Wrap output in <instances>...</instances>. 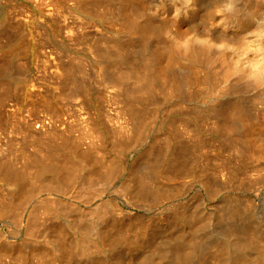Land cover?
I'll return each mask as SVG.
<instances>
[{"label": "rangeland", "instance_id": "obj_1", "mask_svg": "<svg viewBox=\"0 0 264 264\" xmlns=\"http://www.w3.org/2000/svg\"><path fill=\"white\" fill-rule=\"evenodd\" d=\"M196 1L197 11L194 13H191L190 11V16L187 14L186 18L183 16H177V12L174 10L172 2H169V0H0V23L3 22V24L0 25H2L3 27L2 30H4V32L2 31L0 34V36H2L0 37V44H2L3 46L6 45L5 47L7 48L6 49L5 47H2V45H0V47H2V50L0 49V56H2L3 53L7 52L9 49L8 47H10L11 45L12 49L14 48L15 51L21 54L19 56L17 55L13 57L12 60H14V63L12 62V60H7L8 63L4 62V65L9 64L8 67L11 65V68L9 67L6 72L10 70L11 71L8 72L9 74H4L5 79L3 80V82H8V84L10 82L11 84H7V91L0 92V96L2 97L0 103L3 100V97H6L8 93L10 95V89L11 91H13L11 92L13 94L15 92L16 95L19 93V95H17L18 99L16 98V95L13 96V98H10L12 96L8 95L9 98H6L4 109L8 111L7 113L4 109H0L1 120H3L2 116L4 117L5 113V117H7V115L9 114V110H13L12 112H10L11 114L8 115V118H6L7 120L4 119V122L0 121V264H17V260L19 258V261L21 262L18 263L20 264H115V262L117 264V261L119 260L116 261V259L119 258H121L119 262L121 264H126L125 262L129 261L130 259H133L132 261L134 263L136 262L135 264H171V260L173 261V259L175 258L174 254H177L176 256L179 255L181 257V259L180 257H176L177 259H179V261L183 259V264H190L191 262V264H216V262H218L217 264H221V262L219 263V258H224L222 264H264V246L262 247L261 245H264V162L261 161L249 163L248 160H246L244 157L237 156V154L234 152V149L232 150V148H234L236 144V146H240V148L244 147L246 150L249 149V151L253 148L254 150L255 148H264V121L262 120L264 119V81H260V79L258 81V78L252 75V72H249L248 70H245L243 72V69L234 66L236 65L233 61L235 60V56H233L231 52V48L233 46H237V44L241 42V37L245 36L247 40H253L252 38H254L255 35L258 34L259 30L264 28V0ZM176 3H179L176 4V6L181 8L183 7L182 9L180 8V10L178 8L179 11L182 12L183 9L184 11H186L185 5H181L183 4L181 0H176ZM67 8L71 10L70 13L72 14V16L70 15L69 11H67ZM76 10L80 13V15ZM122 10L127 12L134 20L139 22L141 26H147L149 23L146 22H149L148 20H151L152 25H154V33L147 34L146 38H144L145 41L144 39H138L140 36L139 34L137 36H129L126 39V42L123 41L127 36H125V38L124 35L123 37H116L114 30L115 28H118V26L115 25V22L117 19H119L118 17L122 18V12H120ZM75 11L77 12V14H74L76 13ZM59 12L63 17L60 16ZM248 14H251L253 16L245 25L246 30H244L245 28L243 29V32H247V34H240L241 36L235 35L236 31L232 28L233 26L231 25H235V22H237L238 20L243 21L245 16H247ZM73 15H78L80 16V18L84 17L82 19L85 22H83V20L79 19L78 17L74 18ZM4 17L6 22L4 20ZM215 18L220 22L223 21L221 23L223 24V26L220 25V22H217ZM225 20L226 23H224ZM21 23L23 26L18 27L20 30V32H18L19 30L16 27L18 26V24L21 25ZM217 23L218 25H216ZM4 24L6 28L3 26ZM12 24L14 25V27ZM15 24H17V26ZM25 24L27 25V28L25 27V32L27 34L23 30ZM37 24L40 25L39 31V27ZM46 24H48L49 26H47ZM71 24L76 26H73ZM11 25L13 29L12 27L10 28ZM111 25L114 29L110 27ZM224 25H227L225 26V30H221L224 29ZM215 26H218L219 29ZM2 27L0 26V29ZM7 27L8 29H10V31L7 29ZM49 27L54 32L51 31ZM56 27L58 28L56 29ZM69 28H72L74 32L71 29L69 30ZM155 29H157L156 33L158 34H155ZM11 30H13V33L11 32ZM35 31L36 34L38 31V34L43 37L37 36L38 34H33V32L35 33ZM7 32L12 33L13 35H11L13 36V38H11L12 36ZM40 32H43L44 34H41ZM46 32L52 39H54L55 41L57 39L58 40L56 42L54 40V42H45V38H47ZM71 32H73V35H70ZM18 33L22 35H19ZM59 33L60 36H58ZM68 33L72 38L69 37ZM2 34H5L6 37H11L5 39ZM33 36H36V38ZM54 37H56V39ZM3 38L6 40V42ZM9 38L14 39V41L12 40L13 42H10L11 40L9 41ZM37 38H39L38 41L43 38L44 42L42 43L43 40H41V42H38L36 40ZM117 38H120V40H118ZM16 39L17 41L15 42ZM25 39L27 40V43H25ZM61 40L65 44H63ZM117 40L120 41L121 44H118ZM196 40L198 42H196ZM73 41L74 43L75 41H77L76 45L73 44ZM88 41L90 43H88ZM2 42H4V44ZM28 42L30 43V46L27 45ZM37 42L38 44H36ZM68 42H71L70 44L73 45H70V47ZM91 42L95 44L93 45ZM15 43L18 46H16ZM83 43H85L86 45ZM20 44H24V46L20 47ZM55 44H58L60 46H56ZM91 44L92 46H90ZM64 45H66L65 48ZM37 46L39 48L38 50ZM87 46L91 47V49L93 48L92 50L90 49V51H92V54L88 52L89 55H85V52L87 53L86 49L89 51ZM69 47L70 49H73L69 50ZM16 48L18 50H16ZM40 48L42 49V51L40 52H42L43 55L39 53ZM136 48L140 51H138L137 54H135L137 50ZM143 48L145 51L143 50ZM146 48H148L147 50L149 51V53H151L153 49H155L154 53H147L148 51L146 50ZM187 48L189 51L187 50ZM24 49L27 51H24ZM76 49L77 51L75 52ZM83 49H85V52L83 51ZM158 49L163 52V55L160 58V66L162 65L161 70L164 71H162V73H157V71H155L158 69L155 68L157 66L156 64L159 63V61L157 60V63L155 64L156 66L154 65V58L160 52L157 51ZM19 50H23V53H20ZM63 51L65 53L67 51L69 55L70 53H72L71 55L73 56H79L81 54V57H79V62H81L82 58L84 57L85 60L88 58L86 60L87 63L84 59L82 61H84V64L86 63L85 66L89 65V68L84 67L82 62L79 63L77 61L78 56H75L77 62L72 56L74 62H76L75 64H78L79 66L81 65L83 68H81L80 66V69L79 67L75 66L73 64L71 55L70 59L72 60L67 59L69 58V55H67V58H65L64 55H66L67 53L62 55L64 53ZM192 51H194V54L199 56H197L196 58V55L194 56ZM28 53L30 56H27ZM121 53H123V55ZM94 54L98 56L96 59H99V56L102 55L103 62H106L107 60L109 61L110 58L111 63L109 62L110 64L105 66L107 67L105 70L108 72H105V77L107 78L109 75V77L111 76L112 78L114 77V79H116H111V77L107 78V80L109 79V82L110 80H112V82H110V85L116 84V88L118 86L121 87H118L117 92L114 87L115 85L110 86L112 89L109 87L110 91L108 90V87L106 88L108 90V94L105 88H102L104 91L99 90L101 89L99 88L101 87V85L97 84L96 86V84L93 85L94 83H90V69L92 59H95L93 58L95 56ZM188 54L189 56L192 55L190 57H193L194 60L192 58H189ZM38 55L43 60L38 58ZM106 55H108L109 58ZM139 55L144 56L141 57ZM24 56L27 58L24 59ZM126 56L127 58L124 61L132 63L131 66L130 64L125 62L128 66L130 65L131 67H133L135 61L136 63H139L135 64L136 66L139 65V67L137 66V68L139 69H136L134 65L133 68L129 67V72L130 68L131 70H134L135 68L134 71L138 73L141 71V69L144 70V67L147 72L145 70V72L141 71V77L140 75L138 77V73L137 78L135 79L132 77L134 73H131L129 76L126 75L127 73H129L127 72L128 66L122 62ZM185 56H187V59L185 60L188 62H185ZM43 57L46 59L48 57L49 60H53L50 61V63L49 60L45 61ZM104 57L107 60H103ZM90 58L91 60L89 64L88 61ZM134 58L136 60H134ZM230 58H232L233 60ZM19 59L21 61L23 59L26 62L22 61V64H20L21 61L19 62ZM26 59L29 61L27 62ZM39 59L41 61H44L42 63L43 66H40L42 67L40 70V67H38L39 65H37H42ZM3 60L4 59L2 58L1 62ZM114 60L117 62H115ZM140 60L142 63L139 62ZM143 60L144 63L147 62V64H145L148 66L143 63ZM149 60L154 63H150ZM66 61H69V63H67ZM23 62L27 63V65L24 64L26 65L25 68L23 67ZM45 62L47 67L51 64L52 67L53 65L57 67H48L49 69H47L46 67L44 68ZM171 63H173V65ZM33 64H35L36 66H32ZM66 64L67 66L70 65L71 68L68 69L72 70V73H70L68 69L67 72H69V74H72V76L69 75V78L65 77L67 78V80L65 81L64 79V82L62 81V83L64 84L66 82V84H69V86H73L74 82L75 84L80 82V80L78 79H80L81 77H78L77 79L76 75L74 76L75 81L73 80V72L75 71V69L78 73L79 69L83 71L84 68H88V70L85 69L86 71H83V76L85 74L84 77L80 74H76L77 76H82V79H84H81V81H83L82 84L86 83V86L88 84V87H90L89 85L91 84L92 88L90 87V90L93 95H96L98 93V95H96V97H94V99L92 100L93 103L91 101H86V98L84 96H80V93V95L76 96V94H78L79 92L78 90L82 89V84H79V86L82 85L81 87H79L78 84L76 86L74 85L75 87L73 86L75 89H77L75 90V94L73 93V87L71 86L69 89L68 85L66 86V84L63 85L66 87L60 88L61 90H63L62 92L61 90L57 89V86L55 85L56 81L52 74H54V72L56 73L57 71L55 70L57 69L58 71L62 70L59 73H65L66 70L64 69H66L67 67ZM60 65L63 66V68L61 66L62 69L60 68ZM72 65L77 67L78 71L77 68H74L73 70ZM27 66H30L29 69ZM165 66L167 67L165 68ZM20 67H23L21 68V70L27 68L28 71L30 70V73L28 72L27 74V70H22L24 71L22 72L19 69ZM35 67L37 68V70L34 69ZM148 67L149 69H147ZM54 68L56 69L54 70ZM5 69H7V67ZM238 69H240L241 71ZM35 70L37 71V73L35 72ZM161 70L158 69V72H161ZM18 71H21V74ZM248 72L251 74H249ZM167 73H170L171 75ZM150 74H156L157 76H150ZM28 75L30 76V78ZM37 76H40V78H37ZM51 76H53V79L51 78ZM168 76L171 77V79ZM21 77L23 79L27 78V81H22ZM43 77L44 79H42ZM45 78H49V81L45 80ZM37 79L42 80V84L40 83V81H37ZM162 79L163 82L165 81L166 83H163ZM31 80L37 81V84L40 85L35 84L36 82H31ZM71 80L74 82H72ZM151 80L155 81L153 83H156L155 88L157 89L154 90L155 85L151 83ZM46 81L48 83L47 85ZM76 81L79 82L76 83ZM119 81L123 84L120 85ZM136 82H139V85H141L142 88L138 86V83ZM20 83L22 84V88L20 87ZM31 83H33V85ZM43 83L45 84V86L43 85ZM161 84L165 85L166 88H169L165 89ZM14 85L16 86V88L17 86L20 87L17 88L18 92L17 90H13L15 88ZM8 86H11L13 89L9 88ZM31 86L35 88L41 86L40 88H43L44 90H35V88H31ZM146 86H152V89L149 92L143 91V89L147 88ZM55 87L56 91H53V88ZM45 88H49L50 91H48L49 89L46 90ZM23 89L25 90V92L20 91ZM66 89H68V91ZM71 89L73 91H71ZM57 90L59 91L58 93L60 95L64 92L66 93V91L67 95L69 94V91H71V95L69 96L61 95V99H63V97H68L69 99H67L65 102L63 101L66 98L63 100L59 99L60 96H58L59 94L57 93ZM142 91L147 95L150 93L148 96L146 94L141 95L142 97L150 96L151 98L155 95L153 97L154 99L152 98V100H150V98H147L148 102L145 103L147 99L144 97V102L142 99L138 101V97L142 98L140 97V94L143 93ZM153 91L154 93L156 91L155 94L152 93L154 95L151 94V92ZM40 92L41 94H43V96L40 94ZM102 92H106L109 96L112 93L114 94V92L118 93V95L120 93L121 95H116L117 100H114L113 95H111L113 98L112 99L111 96L109 97L107 94H105L106 97L109 98L107 100V98H103L105 97V95H103ZM26 94L30 96H27ZM33 94H38L39 97ZM44 94L47 96H44ZM131 94H133V97L131 96ZM52 95L54 97L58 96V98L56 97V99ZM19 96H21L22 99H20ZM34 96L37 97V99ZM97 96L98 98H100L98 99ZM30 97H33V99L31 98V102L28 100L30 103H27V99H30ZM43 97L46 98V100ZM50 97H52L51 101ZM41 98H43L45 102L50 101L49 104L52 106V108L53 106L54 108H56L57 105L59 107L57 106L55 110H51V107H48V104L45 107L44 105L41 107L40 105H38L39 103H42ZM18 100H22L21 102L23 103H21L20 101L18 102ZM37 100H39L40 102H38ZM60 100L65 104L60 105L61 103L57 102H60ZM84 100L87 103L90 102L91 106L89 104H86ZM110 100L111 103L114 104H111L109 102ZM136 100L140 102V104H142L143 102L144 106L142 105L141 107L139 103H135L134 101ZM54 102H56V104ZM32 103H34V106L37 104V106L34 107ZM52 103L55 105H53ZM109 103L111 104V106L109 105ZM129 104H131L130 106H134L132 107V109L134 108L133 110L128 109L130 107H128ZM134 104L138 105L136 106ZM145 105L147 107H145ZM38 106L42 109H38ZM139 106L141 108L144 107L145 109H148H142L145 112L144 113L140 111L141 109L139 108ZM46 107H48V110L50 109L53 112L48 110L44 111ZM124 109L125 113L123 112ZM135 109H139V112L141 113L137 112L138 110L136 111ZM128 110L129 112L126 114ZM131 111H134V116L129 115ZM80 113V118H85V120L87 121L79 118ZM135 113H139L138 116H136L137 114L135 115ZM117 115L123 120H120ZM11 116H15L13 120H10V118H12ZM107 116H109V119ZM90 117L93 119H91ZM113 117H115L117 120ZM130 117L134 122L140 118V122L138 124L141 125V122H144L143 124L148 126L146 127V130H144L145 128H143L145 127V125L142 124L143 126L141 125L142 127L140 128L137 122H131ZM87 118L90 119V122ZM96 118L98 119V122ZM126 118L127 120L129 119L131 123L128 124L129 120L127 121ZM134 118L136 120H134ZM113 119L116 122L118 120L119 121L116 123L113 121ZM97 123L98 125H94ZM132 123H134L135 126L138 125L139 127L136 128L134 125H131ZM124 125L126 126L125 128ZM127 126H130L129 133L127 132ZM48 127L52 132H47ZM119 127L122 129H119ZM138 128L141 130V132ZM42 129L44 130L42 131ZM58 129L61 131V133ZM122 130L125 132H123ZM135 130H139L140 133L138 131H136V133H133ZM55 131L58 132L56 133ZM143 131H147V134ZM122 132L125 133L126 137L123 136L125 137V140H123L124 138L121 137V139L119 138L118 141L117 136ZM131 132L133 134H131ZM142 132L143 134L141 135ZM122 134H120L118 137L122 136ZM29 139L32 142H30ZM116 141L117 145L115 144ZM168 142L171 143V145H167ZM165 143L168 147L165 146ZM59 144H63V146H60ZM57 146L60 149V152L61 150H64V153L61 152V154L63 155L59 154L58 152L56 153L57 150L59 151V149L56 148ZM59 146L61 148L63 147V149H61ZM166 147L167 149L169 147L171 148L169 152ZM10 149L12 150L10 151ZM50 150H55V152L53 151V154L55 155L50 154L52 153V151L50 152ZM74 152L78 154L77 156H79L80 160L76 156V154H74ZM57 154H59L60 156ZM27 155L32 160L30 159L29 161V158L27 159ZM178 155L181 157L183 156L181 159V163L180 161H176L180 159ZM38 157H41L39 161ZM59 157L61 158L59 159ZM187 157L188 159H185ZM18 158L23 159H20L21 161H19ZM24 158L26 162L24 161ZM33 158L34 160L36 158L37 159L34 161ZM72 158L74 159L73 161H77L75 162L76 164H74L73 167V169L75 168L73 173H75L76 175L73 174L75 176L70 181V177H72V174L67 168H69V162L70 166H73V164H71L73 163V161H70V159ZM15 160H17L16 163ZM62 160L64 162V165H62ZM182 160L184 163L182 162ZM33 161L35 163H33ZM36 161H38L40 163L39 165L42 167H38L39 165ZM57 162L59 165L57 164ZM59 162H62V164H60ZM172 162H174V166ZM14 163L16 166H21L16 167ZM55 163L57 165L54 166ZM160 163H163V167H165L166 165L167 168H163L162 164ZM26 164L32 168L29 169L30 167H27ZM33 164H37L36 166L37 168H39V170L35 166H32ZM175 164L178 165L176 166ZM23 165H25L26 168L25 166L22 167ZM160 165L164 170L160 168ZM168 165L169 169L174 167L172 168V171L168 169ZM245 165L248 166L245 167ZM254 165H256V167ZM53 166L57 168L55 169ZM63 166H66L67 168H64ZM179 166H181L182 168ZM62 167L64 169H62ZM157 167L160 168V171ZM175 167H177L178 170ZM147 168L149 171L147 170ZM183 168L185 169V171L183 170ZM27 169L29 170L28 172H31L30 176L27 172ZM153 169L156 173H153ZM166 169L173 174H169ZM63 170H66V176L64 175L65 173H63ZM145 170L153 174H148V172L146 173ZM180 170H182V172H180L181 175L178 174V171ZM141 171H145V173L142 175ZM161 171L163 173L165 171L164 174L166 176ZM175 171H177L178 173H175ZM68 172L70 173L69 175L67 174ZM158 172H160L161 174H158ZM32 173L34 174L31 176ZM167 174H169L170 176L172 175L171 177H173L174 180H172L171 178L168 181L169 175L167 176ZM176 174L180 176L177 177ZM7 175L10 176L9 179ZM62 175H64L63 178H65V185L62 182ZM157 175L160 177H158ZM6 176L8 180L6 179ZM155 176H157V179ZM138 177H141L143 179H139ZM144 178H147V181H145ZM148 178L152 182L154 180V183L150 182L149 186H147L146 184V182H148ZM14 180L15 183H20L19 186L21 185L20 187L22 188L20 189V191H17V193L13 190ZM65 180H69L70 182ZM139 180L143 182L142 184L145 183L149 189L150 187L152 188V186L154 188V186L156 185V189H150V193L149 189L147 188V192L149 191V195L147 194V192H142V190L140 191V186H138V182H140ZM156 180L157 182H155ZM11 181L13 182L11 183ZM67 182H69V184H67ZM8 183L9 185H7ZM141 192L148 195V197ZM144 196L146 199L142 198ZM156 200L157 202H155ZM249 205L251 206L250 208ZM115 207H119V209L121 208L123 212H120L121 209L119 210ZM243 209H245V212L241 213V211H244ZM250 210H252L253 212ZM117 212L118 214L120 213L121 218L118 216ZM246 212L249 214V216L251 215L249 218H252L253 221L251 219L250 222H246V220L248 219V215ZM114 213L116 214V217L113 216ZM235 213L236 217L239 216L238 218L233 216V214ZM237 213L239 214L237 215ZM240 213H245L246 215H244V217H247V219L244 218ZM121 214H124L123 217ZM101 216H103L104 218H102ZM161 216L163 219L161 218ZM240 216L241 218L243 217V221L241 220ZM233 217H235V221L239 224L236 223V225H234L235 223H233ZM99 218L101 219V223ZM105 218H107L108 221H106L107 219ZM110 219L111 222L114 223V225L112 223V225H110ZM238 219L240 222L238 221ZM103 220H105V222ZM96 221L99 222L100 225ZM119 222L122 224H118ZM241 222L243 224H241ZM253 222L255 226L253 225ZM93 223H96V226ZM250 223H252L254 227L252 225L249 226ZM156 224L160 228L158 226L156 227ZM115 225L119 226L115 227ZM120 225L122 227L120 229V232H122L123 234L119 233L118 229L120 228ZM137 225L139 227L140 225L143 226L142 228L140 227L141 229H139ZM239 225L241 227H239ZM92 226H94L96 229L94 227L92 228ZM135 226H137L139 231L143 229L146 230V233L145 236L139 238V240L141 239V242L138 241V243L142 244L143 242L141 246H139L137 241L136 244H138V246L136 244L134 245L135 241L132 242L133 246L131 245L132 243H129L131 247L128 246L127 252H125L126 254H124V256H127H123L124 259H128H125L126 261L122 258L121 253L118 255L119 258H115V256L113 254L112 256L109 251H102V253L104 252L102 254L101 252H98L96 248L88 251L86 250L90 245L89 240L86 239L88 238L87 232L89 233V231L91 234L93 230L99 231L101 230L100 227H102V230L108 231V234L110 233V236L114 232V234L112 235L114 237L111 236V238L112 240L114 238H116L117 240V238H122V235H124L126 231L137 229H134ZM145 226H147V228H145ZM233 226L234 228L236 227V229L232 228L230 231V228ZM109 227L110 231L108 229ZM154 227H156L155 229H158L155 230L153 229ZM248 227H251L249 228V230H251L252 228L253 230L256 229L255 231L251 230V232H253L252 234H255L256 232V235L253 236L251 232L250 234L249 232L247 233V231H249L247 229ZM114 228L118 229L115 230ZM151 228L153 229V231L151 230ZM243 228H245L247 231H245ZM122 229H124L123 231L125 232L121 231ZM236 230L238 232L240 231L239 233H242L239 234ZM150 231L151 235L149 234ZM232 231L237 232V236L235 235V233L233 234ZM243 232H246V234ZM83 233L85 234V236ZM130 233L128 231V233L126 232L125 234ZM152 234L154 235L152 236ZM238 236L248 239L246 240L248 242L247 244L249 245L244 244L246 245V248L248 250L245 248V246H242V238L238 239ZM124 238L125 237H123L122 239ZM143 238H146L149 242H147L146 239V241L144 242ZM254 239L258 240L256 242L263 243H259L257 245ZM236 240H240V244ZM249 240H253L256 244L254 245V243L250 242ZM128 241L130 240L128 239ZM146 243L149 244L147 245ZM234 243H237L238 246L242 244V247L240 246L239 249L242 248L245 252L242 249V252L237 250ZM251 245H254L253 248ZM134 246H137L138 248H135ZM248 246H251V249ZM139 247H142V250H139ZM131 248H133L132 250L134 251L136 249V251L131 252ZM189 248H193V250L191 249L192 252ZM169 251L173 254H169ZM105 252H107L106 256ZM181 252L184 253L185 256L186 254L190 255V258L192 259L191 261L188 260L190 263L185 261V256ZM217 252H224V256L222 253L218 255L219 253ZM216 254L218 255V257L220 256L218 259L216 258ZM238 254L242 255L243 257L240 258ZM109 255L112 257H110ZM128 255H130L131 257L133 256V258L129 257ZM181 255H183L184 257ZM188 255L187 257L189 258ZM90 256H92L93 258H90ZM98 256L101 258H99ZM168 256L172 257V259H169ZM105 258L107 259L104 261ZM13 259L15 260L14 262H12ZM122 259L124 260V262L122 261ZM177 259H174V261H176H173L172 264H179ZM180 262L182 264V261Z\"/></svg>", "mask_w": 264, "mask_h": 264}, {"label": "bare ground", "instance_id": "obj_2", "mask_svg": "<svg viewBox=\"0 0 264 264\" xmlns=\"http://www.w3.org/2000/svg\"><path fill=\"white\" fill-rule=\"evenodd\" d=\"M169 2H172L173 7H174V10L177 12V13H176L177 16H183V17H186L187 14H188V15L190 14V11H191V13H194V12L197 11V10H196V9H197V4H196L197 1H196V0H181V2L183 3V4H181V5H185V7H186V9H185L186 11H184V9H183L182 12L179 11L181 7L176 6V4H179V3H176V0H169ZM176 7H177V8H176ZM185 7H184V8H185ZM178 8H179V10H178ZM182 8H183V7H182ZM182 8H181V9H182ZM72 9H73V8H72ZM65 10H66V9H65ZM74 10H75V9H74ZM67 11H69V13H70L71 10L67 8ZM76 11H77V10H76ZM76 11H75V12H76ZM175 11H174V12H175ZM183 11H184V12H183ZM188 11H189V12H188ZM77 12H78V11H77ZM77 12H76V13L73 12V13H74V14H77ZM120 12H122V13H121V14H122V18L118 17L119 19L116 20V22H115L116 24H115V25L118 26V28H115L114 31H115V35H116V37H117V36H118V37H119V36H120V37H123V35H124V38H125V36H127V37L125 38V40L123 39L124 41L122 40L123 42H126V39H127L129 36L132 37V35H136V36H137V35L139 34L140 36H139L138 39H144V38H146L147 34H151V33L153 34V33H154V28H153L154 25H152V21H151V20H148L149 22H146V23H149L147 26H141V25L139 24V22H137L136 20H134V19H133V18H132L127 12H125V11H123V10L120 11ZM59 13H60V12H59ZM78 14L80 15L79 12H78ZM83 14H84V13H83ZM70 15L72 16L71 13H70ZM60 16H62L61 13H60ZM82 16H83V15H82ZM189 16H190V15H189ZM252 16H253V15L248 14L247 16H245V18H244L243 21H242V20H240V21L238 20L237 22H235V25H233V24L231 25V26H233L232 28L235 29V31H236V32H235L236 34L234 33L235 35H240V34H243V33H246V34H247V32H243V29L245 28V25L249 22V20L252 18ZM62 17H63V16H62ZM73 17H74V18H77V17H78L79 19L84 18V17H81V18H80V16H78V15H77V16H74V15H73ZM85 18H86V17H85ZM186 18H187V17H186ZM6 19H7V18H6ZM64 19H65V18H64ZM215 19H216V18H215ZM4 20H5V17H4ZM4 20H2V21H4ZM12 20H13V19H12ZM15 20H16V19H15ZM82 20H83V19H82ZM85 20H86V19H85ZM186 20H187V19H186ZM216 20H217V22H220L218 19H216ZM222 20H223V19H222ZM10 21H11V20H10ZM92 21H93V20H92ZM211 21H212V20H211ZM0 22H1V21H0ZM5 22H6V20H5ZM19 22H21V21H19ZM83 22H85V21L83 20ZM86 22H87V21H86ZM184 22H185V21H184ZM215 22H216V21H215ZM222 22H223V21H222ZM222 22H220L219 24L223 26V24H221ZM244 22H245V23H244ZM26 23H27V22H26ZM52 23H53V21H52ZM54 23H55V22H54ZM88 23H91V22H88ZM88 23H87V24H88ZM92 23H93V22H92ZM113 23H114V22H113ZM224 23H226V20L224 21ZM0 24H3V22L0 23ZM9 24H11V23H9ZM23 24H24V23H23ZM84 24H85V23H84ZM84 24H83V26H84ZM110 24H112V23H110ZM213 24H214V23H213ZM12 25H13V24H12ZM12 25L10 26V28L12 27ZM15 25L17 26V24H15ZM19 25H20V24H18V26L16 27L18 30H19L18 27L23 26L22 23H21L20 26H19ZM37 25H38V24H37ZM46 25L49 26L48 24H46ZM53 25H54V24H53ZM71 25H73V24H71ZM71 25H70V26H71ZM113 25H114V24H113ZM216 25H218V23H217ZM228 25H230V24H228ZM0 26L2 27V25H0ZM3 26L6 28L5 24H4ZM26 26H27V25L25 24V25H24V28H23L24 32H25V30H26V29H25ZM39 26H40V25H38V27H39ZM67 26H68V25H67ZM70 26H69V27H70ZM73 26H76V25H73ZM73 26H72V27H73ZM225 26H227V25H224V29H221V30H225ZM231 26H230V27H231ZM13 27H14V25H13ZM13 27H12V29H13ZM51 27H52V26H51ZM110 27H112V25H111ZM215 27L218 28V26H215ZM220 27H221V26H220ZM26 28H27V27H26ZM28 28H29V27H28ZM32 28H33V27H32ZM32 28H31V29H32ZM54 28H55V26H54ZM57 28H58V27H56V29H57ZM76 28H77V27H76ZM79 28H80V27H79ZM112 28H113V27H112ZM112 28H111V29H112ZM222 28H223V27H222ZM2 29H3V27L0 29V30H1V31H0V34H1L2 31L4 32V30H2ZM7 29H8V27H7ZM20 29H21V28H20ZM31 29H30V30H31ZM49 29L51 30L50 27H49ZM52 29H53V28H52ZM70 29L72 30V28H69V30H70ZM73 29H74V28H73ZM111 29H110V30H111ZM113 29H114V28H113ZM214 29H216V28H214ZM218 29H219V28H218ZM229 29H230V28H229ZM8 30L10 31V29H8ZM8 30H5V31H8ZM21 30H22V29H21ZM33 30H34V29H33ZM35 30H36V29H35ZM39 30H40V27H39L38 31H39ZM50 30H49V31H50ZM58 30H59V29H58ZM67 30H68V29H67ZM75 30H76V29H75ZM156 30H157V29H155V34H158V33H156ZM244 30H246V28H245ZM14 31H15V30H14ZM38 31H37V34H38ZM42 31H43V30H42ZM47 31H48V30H47ZM51 31H53V30H51ZM59 31H60V30H59ZM59 31H57V32H59ZM72 31H73V30H72ZM179 31H180V30H179ZM228 31H229V30H228ZM11 32L13 33V30H11ZM18 32H20V30H19ZM24 32H23V33H24ZM30 32H32V31H30ZM43 32H44V31H43ZM43 32H42V33L40 32V33H41V34H44L45 32H44V33H43ZM53 32H54V31H53ZM73 32H74V31H73ZM73 32H71L72 34L70 33V35H73ZM110 32H111V31H110ZM110 32H109V33H110ZM233 32H234V31H233ZM5 33H6V32H5ZM7 33L10 34V35L12 34V33H9V32H7ZM25 33H26V32H25ZM18 34H19V33H18ZM26 34H27V33H26ZM28 34H29V33H28ZM33 34H36V31H35V33L33 32ZM37 34H36V35H37ZM46 34H47V32H46ZM51 34H52V33H51ZM183 34H184V33H183ZM183 34H182V35H183ZM232 34H233V33H232ZM252 34H253V33H252ZM252 34H251V35H252ZM2 35H3V34H2ZM12 35H13V34H12ZM12 35H11V36H12ZM14 35H15V33H14ZM19 35H22V34H19ZM24 35H25V34H24ZM53 35H54V34H53ZM68 35H69V33H68ZM70 35H69V37H71ZM75 35H76V34H75ZM184 35H185V34H184ZM244 35H245V34H244ZM3 36H4L5 39L8 38V37H11V36H7V37H6L5 34H4ZM37 36H39V37H43V36H41L40 34H38ZM58 36H60V33H59ZM58 36H57V37H58ZM240 36H241V35H240ZM247 36H248V35H247ZM0 37H2V36H0ZM24 37H25V36H24ZM24 37H23V39H24ZM28 37H29V36H28ZM33 37L36 38V36H33ZM44 37H46V36H44ZM52 37H53V36H52ZM116 37H114V38H116ZM133 37H134V36H133ZM236 37H238V36H236ZM248 37H249V36H248ZM251 37H252V36H251ZM4 38H3V39H4ZM11 38H13V36H12ZM31 38H32V37H31ZM47 38H48V40H47ZM47 38H45V39H46L45 42H46V41H53V40H54V39H52V38L50 37L49 34H47ZM54 38L56 39V37H54ZM71 38H72V37H71ZM83 38H84V37H83ZM134 38H135V37H134ZM193 38H194V37H193ZM241 38H242L241 42L238 43V44L236 43L237 46H233V47L231 48V52H232L233 56H235V60H233L232 58H230V59H232V60L235 62L236 65H234V66H237V68L239 67V68L243 69V70H242L243 72H244L245 70H248L249 72H252V75H253V76H256V77L258 78V79H257L258 81H259V79H260V81H264V28L259 30L258 34L255 35L254 38H252L253 40H247V38H246L245 36H244V37H241ZM5 39H4V40H5ZM14 39H15V36H14ZM14 39H10V38H9V41L11 40L10 42H13ZM23 39H22V40H23ZM26 39H27V38H26ZM26 39H25V40H26ZM89 39H90V38H89ZM117 39H118V38H117ZM12 40H13V41H12ZM32 40H33V39H32ZM36 40L38 41L39 38H37ZM36 40H35V41H36ZM41 40H43V38H42ZM41 40L38 41V42H41ZM57 40H58V39H57ZM57 40H56V41H57ZM70 40H71V39H70ZM90 40H91V39H90ZM118 40H120V38H119ZM118 40H117V41H118ZM129 40H130V38H129ZM133 40H134V39H133ZM16 41H17V39L15 40V42H16ZM54 41H55V40H54ZM54 41H53V42H54ZM56 41H55V42H56ZM63 41H64V40H63ZM80 41H82V40H80ZM144 41H145V39H144ZM5 42H6V40H5ZM20 42H21V41H20ZM23 42H24V41H23ZM23 42H22V43H23ZM31 42H32V41H31ZM33 42H34V41H33ZM38 42H37L36 44H38ZM43 42H44V40L42 41V43H43ZM61 42H62V40H61ZM61 42H60V43H61ZM76 42H77V41H75V43H74V41H73V44L76 45ZM78 42H79V41H78ZM93 42H94V41H93ZM95 42H96V41H95ZM119 42H120V41H118L117 43H118V44H121V42H120V43H119ZM123 42H122V43H123ZM196 42H198V41L196 40ZM2 43L4 44V42H2ZM18 43H19V42H18ZM22 43H21V44H22ZM25 43H27V40H26ZM25 43H24V44H25ZM62 43H63V42H62ZM68 43H69V42H68ZM70 43H71V42H70ZM70 43H69V46H70V45H73V44H70ZM88 43H90V42L88 41ZM91 43H92V42H91ZM209 43H210V42H209ZM5 44H6V43H5ZM21 44L19 45L20 47H21V46H24V44H23V45H21ZM33 44H34V43H33ZM63 44H65V43H63ZM83 44H85V43H83ZM92 44L94 45L95 43H92ZM92 44H91L90 46H92ZM0 45H2V44H0ZM10 45H11V44H10ZM15 45H16V43H15ZM27 45L30 46V43L28 42ZM45 45H46V44H45ZM55 45H56V44H55ZM57 45H58V44H57ZM57 45H56V46H57ZM85 45H86V44H85ZM209 45H210V44H209ZM5 46H6V45H5ZM5 46L2 45V47H5ZM11 46H12V45H11ZM11 46H10V47H11ZM16 46H18V45H16ZM16 46H15V47H16ZM35 46H36V45H35ZM41 46H42V45H41ZM41 46H40V47H41ZM58 46H60V45H58ZM65 46H66V45H64V48H65ZM210 46H211V45H210ZM210 46H209V47H210ZM2 47H0V49H1ZM10 47H8L9 49H8L7 52L3 53L2 56H0V64H1V66H0V92H5V91L8 90V88H7V84H8V82H7V83H4V82H3V80L5 79L4 74H6V73H8V72L11 71V70L9 69L10 71L6 72V71L8 70L9 67L11 68V65L8 67L9 64H8V65L6 64V63H8L7 60L11 61V60L13 59L14 56H17V55L19 56V55H21V54H19V52L15 51L14 48L12 49V47H11V48H10ZM13 47H14V46H13ZM31 47H32V46H31ZM31 47H30V48H31ZM70 47H71V46H70ZM70 47H69V50L73 49V48L70 49ZM73 47H76V46H73ZM87 47H88V46H87ZM5 48H6V47H5ZM17 48H18V47H17ZM17 48H16V50H18ZM24 48H25V47H24ZM62 48H63V46H62ZM84 48H85V47H84ZM195 48H196V47H195ZM6 49H7V48H6ZM27 49H28V48H27ZM31 49H32V48H31ZM31 49H30V50H31ZM34 49H35V48H34ZM38 49H39V48H38V46H37V50H38ZM74 49H75V48H74ZM85 49H86V48H85ZM85 49H83V51H84ZM88 49H89V51L86 49L87 53L84 51V52H85V55H86V54L89 55L88 52H90V53L92 54V51H90L91 47H88ZM92 49H93V48H92ZM92 49H91V50H92ZM95 49H96V47H95ZM136 49H137V48H136ZM147 49H148V48H146V50H147ZM1 50H2V49H1ZM1 50H0V51H1ZM58 50H59V49H58ZM65 50H66V49H65ZM140 50H141V48H140ZM143 50H144V48H143ZM154 50H155V49H153V51H152L153 53H154ZM187 50H188V48H187ZM19 51H20V50H19ZM22 51H23V50H22ZM22 51H20V53H21ZM24 51H27V50L24 49ZM33 51H34V50H33ZM40 51H42L41 48H40V50H39V53L42 54V52H40ZM76 51H77V49L75 50V52H76ZM106 51H107V50H106ZM131 51H132V50H131ZM138 51H139V49L136 50V53H135V54H137ZM144 51H145V50H144ZM147 51H148V50H147ZM157 51H160V50L158 49ZM188 51H189V50H188ZM190 51H191V50H190ZM28 52H29V51H28ZM63 52H64V51H63ZM72 52H73V51H72ZM84 52H83V53H84ZM109 52H111V51H109ZM122 52H123V51H122ZM132 52H133V51H132ZM134 52H135V51H134ZM139 52H140V51H139ZM141 52H142V51H141ZM152 52L149 53V51H148L147 53L152 54ZM160 52H161V51H160ZM160 52H159V53H160ZM192 52H193V54H194V51H192ZM22 53H23V52H22ZM25 53H26V52H25ZM29 53H30V52H29ZM29 53L27 54V56L29 55ZM43 53H44V51H43ZM66 53H67V51H66ZM66 53L64 52L62 55L66 54ZM69 53H70V52H69ZM147 53H146V54H147ZM159 53H158V55L154 58V62H155V63H154V62H151L150 60H149V62H150V63H154V65H155V64L157 63V60H158L159 63L156 64L157 66L155 65V66H156L155 68H156V69L158 68L159 70H161V69H162V65L160 66V61H161L160 58H161V56L163 55V52H161L162 54H161V53L159 54ZM188 53H189V52H188ZM190 53H191V52H190ZM195 53H196V52H195ZM33 54H34V52H33ZM35 54H36V53H35ZM71 54H72V53H70V55H71ZM79 54H80V53H79ZM121 54L123 55V53H121ZM128 54H129V52H128ZM140 54H142V53H140ZM143 54H144V52H143ZM146 54H145V55H146ZM42 55H43V54H42ZM46 55H47V54H46ZM67 55H69V54L67 53L66 55H64L65 58H67V57H66ZM70 55H69V58H67V59H70ZM80 55H81V54H80ZM80 55H79V56H78V55H75V56H78V60L75 59V56H73V55H71V58H72V56H73L74 59H75V61L77 60V61L79 62V61H80V60H79V59H80L79 57H81ZM94 55H95V54H94ZM94 55H91V56H94ZM195 55H196V54H194V56H195ZM22 56H23V55H22ZM25 56H26V54H25ZM25 56H24V59L27 58V57H25ZM29 56H30V55H29ZM44 56H45V55H44ZM106 56L108 57V55H106ZM106 56H105V57H106ZM139 56H141V55H139ZM143 56H144V55H142L141 57H143ZM188 56H189V54H188ZM190 56H192V55H190ZM190 56H189V58H192V59L194 60V58H193V57H190ZM197 56H199V55H196V58H197ZM1 57L4 59L2 62H1V60H2ZM34 57H35V56H34ZM36 57H37V56H36ZM88 57H89V56H88ZM97 57H98V56L95 55V56L93 57V58H95V59H92L91 69H90V70H91L90 83L92 82V84L94 83L93 85L96 84V86H97V84H98V85H101V87H99V88H101V89H99L100 91L103 90L102 88H105V89H106L107 87H108V90H109V87H110V86H114V85H115L114 87H115V90H116V92H117V91H118L117 89H118V87H120V86H118V87L116 88V84H114V85H110V84H111L110 82H112V80H110V82L108 81L109 79L107 80V78L109 77V75H108L107 78L105 77V74L108 73V72L105 70V69L107 68V67H105V66H107V65H109V64L111 63L110 58L108 57V58H109V61H108V60L105 59V57H104L103 60H107V61H108V62H107V61H106V62L104 61L105 63H107V64H105V63L102 61V55L99 56V59H96ZM119 57H120V56H119ZM119 57H118V58H119ZM151 57H152V56H151ZM185 57H186V58H184V60L187 59V56H185ZM231 57H232V55H231ZM31 58H32V57H31ZM38 58H40L39 55H38ZM43 58H44V57H43ZM49 58H50V57H49ZM61 58H64V57H61ZM120 58H121V57H120ZM120 58H119V59H120ZM126 58H127V56L123 59V61H122L123 63L126 62V61H124V60H126ZM196 58H195V59H196ZM228 58H229V57H228ZM40 59L43 60L42 58H40ZM40 59H39V60H40ZM72 59H73V58H72ZM72 59H70V60H72ZM74 59L72 60V61H73V64H74L75 66H77V67L80 68L81 65L79 66L78 64H75L77 61L74 62ZM83 59L85 60V57L82 58V60H83ZM87 59H88V58H87ZM87 59H86V60H87ZM113 59H114V58H113ZM113 59H112V60H113ZM132 59H133V58H132ZM177 59H179V58H177ZM177 59H175V60H177ZM26 60H27V59H26ZM41 60H40V62H41V64H42L44 61H41ZM44 60L46 61V60H49V59H48V57H47V59L44 58ZM52 60H53V59L49 60V62L52 61ZM63 60H64V59H63ZM82 60H81V62H82V64L84 65V67H88L89 65L85 66V64L87 63V61L85 60L86 63L84 64V61H82ZM90 60H91V58H90L89 61H88L89 64H90ZM127 60H128V59H127ZM134 60H136V59L134 58ZM134 60H133V61H134ZM141 60H142V59H141ZM141 60H140L139 62H141ZM180 60H181V59H180ZM197 60H198V59H197ZM13 61H14V60H12V62H13ZM18 61L20 62L21 60L19 59ZM22 61H24V60L22 59ZM22 61H21L20 64H22ZM28 61H29V60H27V62H28ZM37 61H38V59H37ZM72 61H71V62H72ZM114 61H115V60H114ZM128 61H129V60H128ZM130 61H131V60H130ZM133 61H132V62H133ZM195 61H196V60H195ZM199 61H201V60H199ZM4 62H6V63H5L6 65H4ZM12 62H11V63H12ZM24 62H26V61H24ZM24 62H23V65H24V64L27 65V63H24ZM55 62H56V60H55ZM59 62H60V61H59ZM66 62H67V61H66ZM81 62H79V63H81ZM109 62H110V63H109ZM115 62H117V61H115ZM185 62H188V61L185 60ZM189 62H191V61H189ZM197 62H198V61H197ZM197 62H196V63H197ZM13 63H14V62H13ZM13 63H12V64H13ZM33 63H34V61H33ZM50 63H51V62H50ZM50 63H49V64H50ZM57 63H58V62H57ZM67 63H69V61H68ZM112 63H113V62H112ZM126 63H128V64H130V65L132 66V63H131V62H130V63H129V62H126ZM126 63H125V64H126ZM137 63H138V62H137ZM137 63H136V61H135V62H134V65L137 64ZM141 63H142V62H141ZM143 63H144V60H143ZM145 63L147 64V62H145ZM145 63H144V64H145ZM150 63H149V64H150ZM161 63H162V62H161ZM199 63H200V62H199ZM199 63H198V64H199ZM20 64H18V65H20ZM47 64H48V61H47ZM53 64H54V63H53ZM138 64H139V63H138ZM144 64H143V65H144ZM146 64H145V65H146ZM171 64L173 65V63H171ZM200 64H201V63H200ZM2 65H3V66H6L7 69H5L6 67H3ZM26 65H24L23 67L25 68ZM28 65H29V63H28ZM34 65H35V64H33L32 66H34ZM37 65H39L38 67L43 66V64H42V65L37 64ZM44 65H45L44 68L46 67L47 69H49L48 67H52V66H51L52 64L49 65V66L47 67L46 62H45ZM55 65H57V64H55ZM70 65H71V63H70ZM70 65H68L69 67L67 66V64H66L67 67L64 65V66L66 67V69H64V70H66L65 73H63L64 75L62 74V72L59 73V72L62 71V70L58 71V69L55 70L56 68H54V70L57 71V72H56V73L54 72L55 75H54V74H52V75L54 76V79H55V81H56L55 85L57 86V89H58V90H61L60 88H64V87H66L67 85H68V88H69V89H70V87L72 86V85L69 86V84H66V82L64 83V84H66V86H63L64 84L62 83V81L64 82V79H65V81H66L67 78L70 77L69 75L72 76V74H69V72L72 73V72H71L72 70H69V69L71 68ZM74 65H72V67H73L72 69H73V70H74V68H77V67H75ZM126 65H127V64H126ZM130 65H129V66L127 65V66H128V67H127V68H128V69H127V72H129V67H131ZM134 65H133V67H134ZM141 65H142V64H141ZM145 65H144V66H145ZM151 65H152V64H151ZM164 65H165V64H164ZM13 66H14V65H13ZM32 66H31V68H32ZM35 66H36V65H35ZM61 66H62V65H60V68H61ZM137 66L139 67V65H137ZM137 66L135 65L136 69H139V68H137ZM146 66H148V65H146ZM23 67H20L19 69L21 70V68H23ZM27 67H28V69H29L30 66H27ZM53 67H57V66H54V65H53ZM53 67H52V68H53ZM58 67H59V66H58ZM133 67H131V68H133ZM141 67H142V66H141ZM166 67H167V66H165V68H166ZM3 68H4V69H3ZM15 68H16V66H15ZM41 68H42V67H40L39 70H40ZM44 68H43V69H44ZM62 68H63V66H62ZM62 68H61V69H62ZM68 68H69V69H68ZM81 68H83V67L81 66ZM81 68H80V69H81ZM88 68H89V67H88ZM88 68H84L83 71H86L85 69L88 70ZM131 68H130V72L127 73L126 75L129 76L131 73H134L133 76H132L134 79L137 78V74H138V73H139V74H138V77H139V75H140V77H141V74H140L141 71L143 72V71L145 70V67H144V70L141 69V71L137 73L136 71H134L135 68H134V70H131ZM142 68H143V67H142ZM150 68H151V67H150ZM153 68H154V67H153ZM28 69L26 68V69H22V70H27L26 72H27V74H28V72L30 73V70L28 71ZM34 69L37 70L36 67H35ZM67 69L69 70V72H67V71H68ZM80 69H79V71H78V68H77L78 73L76 72V69H75V71L73 72V80H74V81H75V79H74V78H75V77H74L75 75H76V78H77V79H78V77H81L80 79H78V80H80L81 83H80L79 81H76V83L79 82V83H77L78 86H79V84H82V82H83V81H81V79H82V76H83V73H84V72L81 71ZM147 69H149V67H148ZM158 69H157V70L154 69V70L157 71V73H162L163 70H161V72H158ZM22 70H21V71H22ZM36 70H35V72L37 73ZM39 70H38V71H39ZM45 70H46V69H45ZM64 70H63V72H64ZM107 70H108V69H107ZM150 70H152V69H150ZM154 70H153V71H154ZM165 70H166V69H165ZM167 70H168V68H167ZM167 70H166V71H167ZM238 70H240V69H238ZM12 71H14V70H12ZM21 71H20V72H21ZM42 71H43V70H42ZM145 71H146V70H145ZM145 71H144V72H145ZM153 71H152V73H153ZM240 71H241V70H240ZM18 72H19V71H18ZM20 72H19V73H20ZM22 72H24V71H22ZM35 72H34V73H35ZM43 72H44V71H43ZM49 72H50V71H49ZM66 72H67V76H66ZM105 72H106V73H105ZM135 72H136V73H135ZM146 72H147V71H146ZM163 72H164V71H163ZM167 72H168V71H167ZM249 72H248V73H249ZM13 73H14V72H13ZM74 73H75V74H74ZM76 73H77V74H80V75H82V76H79V75L77 76ZM85 73H87V72H85ZM154 73H156V72H154ZM248 73H247V74H248ZM8 74H9V73H8ZM20 74H21V73H20ZM27 74H26V75H27ZM49 74H50V73H49ZM124 74H125V73H124ZM135 74H136V76H135ZM167 74H170V73H167ZM249 74H251V73H249ZM12 75H13V74H12ZM14 75H15V74H14ZM24 75H25V73H24ZM39 75H40V74H39ZM50 75H51V74H50ZM146 75H147V74H146ZM152 75H154V74H150V76H152ZM155 75H156V74H155ZM155 75H154V76H155ZM160 75H161V74H160ZM170 75H171V74H170ZM9 76H11V75H9ZM9 76H7V77H9ZM18 76H20V75H18ZM21 76H23V75H21ZM28 76H29V75H28ZM46 76H47V75H46ZM53 76H51L52 79H53ZM84 76H85V74H84ZM84 76H83V77H84ZM106 76H107V75H106ZM134 76H135V77H134ZM154 76H153V77H154ZM156 76H157V75H156ZM158 76H159V75H158ZM16 77H17V76H16ZM32 77H33V76H32ZM44 77H45V74H44ZM44 77H43L42 79H44ZM47 77H48V76H47ZM65 77H67V78H65ZM110 77H111V76H110ZM110 77H109V78H110ZM165 77H166V76H165ZM168 77H169V76H168ZM21 78H22V77H21ZM29 78H30V76H29ZM34 78H35V77H34ZM37 78H40V76H37ZM71 78H72V77H71ZM71 78H70V79H71ZM155 78H156V77H155ZM169 78L171 79V77H169ZM6 79H9V78H6ZM13 79H14V78H13ZM26 79H27V78H26ZM26 79H23V78H22V81H23V80H26ZM35 79H36V78H35ZM48 79H49V78H48ZM48 79L45 78V80L49 81ZM77 79H76V80H77ZM111 79H114V77H113V78L111 77ZM130 79H131V78H130ZM130 79H129V80H130ZM153 79H154V78H153ZM153 79H152V80H153ZM160 79H161V78H160ZM45 80H44V81H45ZM50 80H51V79H50ZM82 80H84V79H82ZM114 80H116V79H114ZM132 80H133V79H132ZM152 80H151V83H152L153 85H155L156 83H155V84L153 83V82H155V81H152ZM9 81H10V80H9ZM12 81H13V80H12ZM12 81H11V82H12ZM18 81H20V80H18ZM26 81H27V80H26ZM37 81H40V83L42 84V82H41L42 80H40V79L38 80V79H37ZM37 81H32V80H31V82H33V83L36 82L35 84L38 83ZM47 81H46V85L48 84ZM71 81H72V80H71ZM71 81H70V82H71ZM74 81H72V82H74ZM117 81H118V80H117ZM121 81H122V80H121ZM130 81H131V80H130ZM5 82H6V80H5ZM84 82H86V81H84ZM119 82H120V81H119ZM122 82H123V81H122ZM162 82H163V79H162ZM164 82H165V81H164ZM164 82H163V83H164ZM170 82H171V81H170ZM28 83H29V82H28ZM28 83H26V84H28ZM33 83H31V84L33 85ZM67 83H68V82H67ZM136 83H138L137 85L141 87V85H139V82H136ZM165 83H166V82H165ZM4 84H5V85H4ZM9 84H11V83L9 82ZM9 84H8V85H9ZM20 84H21V83H20ZM23 84H24V83H23ZM70 84H71V83H70ZM73 84H74L75 86L77 85V84H75V82H74ZM112 84H113V83H112ZM119 84L121 85V84H123V83L120 82ZM17 85H18V84H17ZM37 85H40V84H37ZM43 85L45 86L44 83H43ZM51 85H52V84H51ZM74 85H73V86H74ZM82 85H83V87H81ZM82 85L79 86V87H81L82 89L79 88L80 90H78L79 92H78V94H76V96H78V95L81 94L80 96H82V97L84 96V97L86 98V99H85L86 101H91V102L93 103L92 100L94 99V97H96V95H98V93H97L96 95L94 94L95 96L92 94V92H91V90H90L91 84L89 85L90 87H88V84H87V86H86V83H85V84H82ZM158 85H159V84H158ZM158 85H157V86H158ZM161 85H162V84H161ZM14 86H15V85H14ZM21 86H22V84L20 85V87H21ZM73 86H72V87H73ZM75 86H74V87H75ZM96 86H95V88H96ZM135 86H136V85H135ZM162 86H163V88H165V89H168V88H169V87L166 88L165 85H162ZM167 86H168V84H167ZM5 87H6L7 89H6ZM8 87H9V86H8ZM12 87H13V85H12ZM12 87L10 86L9 88H12ZM20 87L17 86V88H20ZM28 87H29V86H28ZM28 87H27V88H28ZM32 87H33V86H31V88H32ZM36 87H37V86H36ZM40 87H41V86H39L38 88H35V87H33V88H35V90L38 89V90L40 91V90L43 89V88H40ZM42 87H43V86H42ZM46 87H47V86H46ZM48 87H49V86H48ZM74 87H73L72 89L74 90L73 93L75 94V90H77V89H75ZM140 87H139V88H140ZM146 87H147V88L143 89V91H145V92H149V91L152 89V86H146ZM155 87H156V85L154 86V90L157 89V88H155ZM17 88H16V86H15V88H14V89L12 88V89H13L14 91L17 90V92H18V89H17ZM21 88H22V87H21ZM76 88H77V87H76ZM91 88H92V87H91ZM110 88H111V87H110ZM120 88H121V87H120ZM141 88H142V87H141ZM160 88H162V87H160ZM45 89H46V88H45ZM48 89H49V88H48ZM48 89H46V90H48ZM53 89H54L53 91H56V90H55L56 87L53 88ZM72 89H71V91H73ZM111 89H112V88H111ZM113 89H114V88H113ZM29 90H30V89H29ZM29 90H28V91H29ZM31 90H32V89H31ZM35 90H34V91H35ZM43 90H44V89H43ZM58 90H57V93L59 92ZM66 90L68 91V89H66ZM97 90H98V89H97ZM106 90H107V89H106ZM108 90H107V93H108ZM20 91H21V92H22V91L25 92L24 89H23V90H20ZM20 91H19V92H20ZM48 91H50V89H49ZM48 91H47V92H48ZM62 91H63V90H61V92H62ZM64 91H65V90H64ZM67 91H66V93H67ZM71 91H69V94H67L68 96L71 95V94H70ZM92 91H93V90H92ZM103 91H104V90H103ZM109 91H110V90H109ZM133 91H134V90H133ZM143 91H142V92H143ZM165 91H166V90H165ZM9 92H10V95H9V93H8V94L6 93V94H7V96H8V95H9V96H12V97H10V98H13V96L16 95V92H15L14 94L11 93V92H13V91H11V89L9 90ZM31 92H32V91H31ZM61 92H60V93H61ZM95 92H96V91H95ZM112 92H113V91H112ZM112 92H110V93H112ZM116 92H114V94H115ZM134 92H135V91H134ZM142 92H140V93H142ZM145 92H143L144 94H143V93H142V94L139 93V94H140V97H142L141 95H145V94H146ZM28 93H29V92H28ZM36 93H38V92H36ZM55 93H56V92H55ZM64 93H65V92H64ZM64 93H62L61 95H62V96H63V95H64V96H67L66 93H65V94H64ZM76 93H77V92H76ZM79 93H80V94H79ZM107 93H106V92H105V93L102 92L103 95H105V94H107ZM152 93H154V91L151 92V94H152ZM155 93H156V91H155ZM155 93H154V94H155ZM3 94H5V93H3ZM3 94H2V95H3ZM12 94H13V95H12ZM21 94H22V93H21ZM40 94H41V92H40ZM46 94H47V93H46ZM50 94H51V92H50ZM50 94H49V95H50ZM53 94H54V92H53ZM58 94H59V93H58ZM58 94H57V95H58ZM108 94H109V93H108ZM108 94H107V95H108ZM114 94L112 93L111 95H113L114 100H117L116 95H118V93H116L115 96H114ZM134 94H135V93H134ZM137 94H138V93H137ZM137 94H136V95H137ZM149 94H150V93H149ZM149 94H148V95H149ZM154 94H152V95H154ZM17 95H19V93H18ZM17 95H16V98L18 97ZM22 95H23V94H22ZM24 95H25V94H24ZM26 95H27V96H30V95H28V94H26ZM33 95H35V96L37 95V97H39L38 94H33ZM41 95L43 96V94H41ZM55 95H56V94H55ZM61 95H60V94L58 95V96H60L59 99H61ZM100 95H101V94H100ZM103 95H102V96H103ZM111 95H110V96H111ZM120 95H121V94L119 93L118 96H120ZM132 95H133V94H131V96H132ZM146 95H147V94H146ZM148 95H147V96H148ZM3 96H4V95H3ZM7 96H6V97H3V100H2L3 102L1 101V103H0V109H4L5 104H6V98H9V96H8V97H7ZM35 96H34V97H35ZM42 96H41V97H42ZM44 96H47V95L44 94ZM50 96H51V95H50ZM52 96H53V95H52ZM58 96H55V97L53 96V97H54V98H56V97L58 98ZM76 96H75V98H76ZM108 96H109V95H108ZM110 96H109V97H110ZM138 96H139V95H138ZM147 96H146V97L144 96V97H145L146 99H147V98L149 99L150 96H149V97H147ZM154 96H155V95H154ZM154 96H152V97L150 98V100H152V98H153ZM19 97H20V99H22L21 96H19ZM23 97H24V96H23ZM37 97H35V98L37 99ZM71 97H72V96H71ZM132 97H133V96H132ZM144 97H142V98H139V97H138V101H139L140 99L143 100ZM4 98H5V99H4ZM31 98L33 99V97H30V99H27V101H28V100L30 101ZM43 98H44V97H43ZM43 98H41L42 103H39L38 105H40L41 107L44 105V107H45V106H47V104H48V107L50 106V107H51V110H55V109L57 108L58 105L56 106V108H54V106H53V108H54V109H53L52 106L49 104L50 101H51V98H52V97H50V101H46L47 103L43 100ZM47 98H48V97H47ZM54 98H53V100H54ZM57 98H56V99H57ZM65 98H66V97H63V99H65ZM73 98H74V96H73ZM97 98H98V96H97ZM99 98H100V97H99ZM99 98H98V99H99ZM103 98L106 99V98H107L106 95H105V97H103ZM111 98H112V96H111ZM111 98H110V99H111ZM1 99H2V97L0 96V100H1ZM17 99H18V98H17ZM25 99H26V97H25ZM38 99H39V98H38ZM44 99L46 100V98H44ZM48 99H49V98H48ZM63 99H61V100H63ZM67 99H69V98L67 97L63 102H65ZM71 99H72V98H71ZM98 99H97V100H98ZM105 99H104V100H105ZM108 99H109V98H107V100H108ZM112 99H113V98H112ZM146 99H145V100H146ZM148 99H147V101H145V103L148 102ZM153 99H154V98H153ZM4 100H5V101H4ZM7 100H8V99H7ZM61 100H60V102H59V101H57V102H58V103H61L60 105H64L65 103L61 102ZM85 100H84V101H85ZM95 100H96V99H95ZM150 100H149V101H150ZM19 101L21 102L22 100H18V102H19ZM27 101H26V102H27ZM29 101H28L27 103H30V102H31V101H30V102H29ZM37 101L40 102L39 100H37ZM86 101H85V102H86ZM138 101L136 100V101H134V102L140 104V102H138ZM7 102H8V101H7ZM43 102H44V103H43ZM107 102H108V101H107ZM109 102L111 103V100H110ZM114 102H115V101H114ZM143 102H144V100H143ZM143 102H142V104H140L141 107H142V105H143ZM4 103H5V104H4ZM21 103H23V102H21ZM45 103H46V105H45ZM54 103L56 104V102H54ZM110 103H109L110 106H111V104H114V103H111V104H110ZM145 103H144V104H145ZM151 103H152V102H151ZM19 104H20V103H19ZM35 104H36V103H35ZM41 104H42V105H41ZM52 104H53V103H52ZM55 104H53V105H55ZM86 104H89V105H90V102H89V103L86 102ZM100 104H101V102H100ZM149 104H150V102H149ZM32 105L34 106V103H32ZM32 105H31V107H32ZM98 105H99V104H98ZM107 105H108V103H107ZM130 105H131V104H129L128 107H129ZM132 105H133V103H132ZM134 105L137 106L138 104H134ZM35 106H37V104H36ZM35 106H34V107H35ZM90 106H91V105H90ZM96 106H97V105H96ZM143 106H144V105H143ZM148 106H149V105H148ZM41 107H40V108H41ZM48 107H46V109H45L44 111L48 110V109H47ZM58 107H59V106H58ZM105 107H106V106H105ZM108 107H109V106H108ZM130 107H131V109H130ZM130 107L128 108L129 110H133V109H134V108L132 109V107H134V106H130ZM141 107L139 106V108L141 109L140 111H141V112H144L142 109H145V108H144V107L141 108ZM145 107H147V106L145 105ZM36 108H37V107H36ZM36 108H35V109H36ZM40 108H39V106H38V109H40ZM95 108H97V107H95ZM135 108H138V107H135ZM6 109H7V107H6ZM8 109H9V108H8ZM41 109H42V108H41ZM126 109H127V108H126ZM147 109H148V108H146L145 110H147ZM4 110H5V109H4ZM4 110H3V114H4ZM10 110H11V109H10ZM10 110H9V114H8V115H10V114H11L10 112L13 111V110H12V111H10ZM51 110L49 109L48 111H51ZM129 110L126 112V114L129 112ZM135 110H136V111L138 110L137 112H139V109H135ZM135 110H134V111H135ZM5 111H6V113L8 112L7 110H5ZM134 111H133V112L131 111V112H130L131 114L129 113V115H130V116L133 115ZM136 111H135V112H136ZM51 112H53V111H51ZM61 112H62V111H61ZM121 112H122V111H121ZM123 112L125 113V109L123 110ZM123 112H122V113H123ZM141 112H139V113H141ZM6 113H5V114H6ZM62 113H63V112H62ZM117 113H118V112H117ZM117 113H116V114H117ZM119 113H120V112H119ZM139 113H138V114H139ZM144 113H145V112H144ZM238 113H239V112H238ZM3 114H2V115H3ZM5 114H4V117L6 116ZM136 114H137V113H135V115H136ZM138 114H137L136 116H138ZM142 114H143V113H142ZM8 115H7V117H5V118L2 116L3 120H1V118H0V121L4 122V119L8 118ZM14 115H15V114H14ZM80 115H81V113L79 114V118H80ZM122 115H123V114H122ZM114 116H115V115H114ZM119 116H120V114H119ZM133 116H134V115H133ZM133 116H132V119H133ZM136 116H135V118H136ZM0 117H1V115H0ZM11 117H12V116H11ZM14 117H15V116H13L12 118H10V120H11V119L13 120ZM91 117H92V116H91ZM91 117H90V118H91ZM107 117H108V119H109V116H107ZM117 117H118V115H117ZM123 117H124V116H123ZM263 117H264V116H263ZM110 118H111V117H110ZM113 118L116 119L115 117H113ZM118 118H119V117H118ZM135 118H134V120H136ZM137 118H138V117H137ZM143 118H144V116H143ZM80 119H84V121H87V120H85V118H80ZM87 119H88V118H87ZM91 119H93V118H91ZM96 119H97V118H96ZM114 119H113V121H114ZM119 119L121 120L122 118L120 117ZM130 119H131V117H130ZM132 119H131V122H134V121H132ZM139 119H140V118H139ZM139 119H138L137 121H135V122H137V124L140 122ZM6 120H7V119H6ZM89 120H90V119H88V121H89ZM116 120H117V119H116ZM122 120H123V119H122ZM126 120H127V118H126ZM126 120H125V121H126ZM128 120H129V119H128ZM128 120H127V121H128ZM143 120H144V119H143ZM262 120L264 121V119H262ZM8 121H9V120H8ZM94 121H95V120H94ZM118 121H119V120H118ZM118 121H117V122H118ZM89 122H90V121H89ZM92 122H93V120H92ZM97 122H98V119H97ZM114 122H116V121H114ZM117 122H116V123H117ZM131 122H130V120H129V121H128V124L131 123ZM135 122H134V123H135ZM172 122H173V121H172ZM261 122H262V121H261ZM5 123H6V122H5ZM84 123H85V122H84ZM84 123H83V124H84ZM119 123H120V122H119ZM119 123H118V124H119ZM134 123H132L131 125H134V126H135ZM141 123L143 124L144 122H141ZM163 123H164V122H163ZM173 123H174V122H173ZM175 123H176V122H175ZM81 124H82V123H81ZM121 124H122V123H121ZM142 124H141V125H142ZM263 124H264V122H263ZM94 125H98V123H97V124H94ZM99 125H100V123H99ZM102 125H103V124H102ZM119 125H120V124H119ZM122 125H123V124H122ZM138 125H139L140 128H141V127H142L143 125H145V124H143L142 126H141L140 124H138ZM138 125H136L135 127H136V128L139 127ZM147 125H148V124H147ZM163 125H164V124H163ZM261 125H262V124H261ZM51 126H52V125H51ZM164 126H165V125H164ZM169 126H170V125H169ZM55 127H56V126H55ZM79 127H80V126H79ZM100 127H101V126H100ZM120 127H121V126H120ZM120 127H119V129H122V128H120ZM125 127H126V126L124 125V128H125ZM129 127H130V126H127V128H128L127 132H128V133H129ZM131 127H132V126H131ZM146 127H148V126L145 125V127H143V128H145L144 130H146ZM56 128H57V127H56ZM58 128H59V126H58ZM47 129H48V130H47ZM47 129H46L47 132H52L51 130H49V129H50L49 127H48ZM53 129H54V128H53ZM62 129H63V128H62ZM101 129H102V128H101ZM138 129H139V128H138ZM160 129H161V128H160ZM43 130H44V129H42V131H43ZM58 130H59V129H58ZM124 130H126V129H124ZM139 130H140V129H139ZM139 130H135L133 133H136V131L139 132ZM142 130H143V129H142ZM151 130H152V128H151ZM59 131H60V130H59ZM64 131H65V130H64ZM82 131H83V130H82ZM101 131H102V130H101ZM122 131H123V130H122ZM53 132H54V131H53ZM55 132H56V131H55ZM57 132H58V131H57ZM57 132H56V133H57ZM123 132H125V131H123ZM123 132H122V133H123ZM127 132H126V133H127ZM138 132H137V133H138ZM140 132H141V130H140ZM140 132H139V133H140ZM143 132H144V131H143ZM143 132L141 133V135L143 134ZM41 133H43V132H41ZM44 133H45V132H44ZM60 133H61V131H60ZM65 133H66V132H65ZM65 133H64V134H65ZM122 133H119V135L122 134ZM133 133L131 132V134H133ZM139 133H138V134H139ZM144 133L147 134V131L144 132ZM64 134H63V135H64ZM88 134H89V133H88ZM117 134H118V133H117ZM117 134H116V135H117ZM40 135H41V134H40ZM42 135H44V134H42ZM51 135H52V134H51ZM101 135H102V134H101ZM119 135H118V136H119ZM128 135H130V134H128ZM128 135H127V136H128ZM144 135H145V134H144ZM64 136H65V135H64ZM84 136H85V135H84ZM86 136H87V135H86ZM118 136H117V138H118L117 140H118V141H119V138L121 139V137L124 138L123 140H125V137H126V136H125V133H123L122 136H120V137H118ZM123 136H125V137H123ZM40 137H41V136H40ZM66 137H67V136H66ZM102 137H103V136H102ZM128 137H129V136H128ZM43 138H44V136H43ZM64 138H65V137H64ZM80 138H81V137H80ZM114 138H115V137H114ZM135 138H136V137H135ZM24 139H25V138H24ZM41 139H42V138H41ZM50 140H51V139H50ZM136 140H137V139H136ZM29 141H30V139H29ZM84 141H85V140H84ZM168 141H169V140H168ZM30 142H32V141H30ZM36 142H37V141H36ZM50 142H51V141H50ZM93 142H94V141H93ZM139 142H141V141H139ZM170 142H171V141H170ZM34 143H35V142H34ZM42 143H43V142H42ZM116 143H117V141L115 142V144H116ZM11 144H12V143H11ZM45 144H47V143H45ZM49 144H50V143H49ZM169 144L171 145V143L168 142L167 145H169ZM5 145H6V144H5ZM35 145H36V144H35ZM52 145H53V144H52ZM59 145H60V144H59ZM65 145H66V144H65ZM116 145H117V144H116ZM167 145H166V143H165V146H167ZM172 145H173V144H172ZM236 145H237V144H236ZM236 145H235V146L233 145L234 148H232V150L234 149V152L237 154V156L244 157L246 160H248L249 163H250V162H251V163L261 162V161L264 162V148H257V149L255 148V150H254V148H253V149H251V150L249 151L248 148H247L248 150H246L244 147H242V148H243V149H242V148H240V146H236ZM21 146H22V144H21ZM36 146H37V145H36ZM60 146H63V144L60 145ZM60 146H59V147H60ZM66 146H67V145H66ZM66 146H64V147H66ZM173 146H174V145H173ZM45 147H46V146H45ZM50 147H51V145H50ZM167 147H168V146H167ZM167 147H166V149H167ZM31 148H32V147H31ZM53 148H55V147H53ZM56 148H58V146H57ZM60 148H61V147H60ZM172 148H173V147H172ZM2 149H3V148H2ZM20 149H21V148H20ZM39 149H40V148H39ZM45 149H46V148H45ZM48 149H49V145H48ZM58 149H59V148H58ZM61 149H63V147H62ZM67 149H69V148H67ZM170 149H171L170 147L167 149L168 152H169ZM244 149H245V150H244ZM7 150H8V149H7ZM11 150H12V149H10V151H11ZM41 150H42V149H41ZM46 150H47V149H46ZM55 150H56V149H55ZM55 150H50V152L52 151V153H50V154L55 155V154H53V151L55 152ZM70 150H71V149H70ZM5 151H6V148H5ZM63 151H64V150H63ZM63 151L61 150V152H63ZM22 152H23V151H22ZM30 152H31V151H30ZM44 152H45V151H44ZM57 152H58L59 154H61L60 149H59V151L57 150L56 153H57ZM66 152H67V150H66ZM66 152H65V154H66ZM0 153H1V152H0ZM13 153H14V151H13ZM34 153H35V152H34ZM45 153H46V152H45ZM63 153H64V152H63ZM23 154H24V153H23ZM30 154H31V153H30ZM30 154H29V155H30ZM41 154H42V153H41ZM47 154H48V153H47ZM59 154H57V155H59ZM74 154H76V156L78 155V154L75 153V152H74ZM165 154H166V153H165ZM165 154H164V155H165ZM179 154H180V153H179ZM181 154H182V153H181ZM185 154H186V152H185ZM185 154H184V155H185ZM52 155H50V156H52ZM57 155H56V156H57ZM61 155H63V154H61ZM164 155H163V156H164ZM33 156H34V155H33ZM36 156H37V155H36ZM59 156H60V155H59ZM68 156H70V155H68ZM163 156H161V157H163ZM187 156H188V155H187ZM20 157H22V156H20ZM54 157H55V156H54ZM77 157L79 158V156H77ZM161 157H160V158H161ZM178 157H180V159H179V160H176V159H175V160H176V161H180V163H181V159H182L183 156L181 157V156L178 155ZM2 158H3V157H2ZM5 158H6V157H5ZM10 158H11V157H10ZM12 158H13V157H12ZM25 158H26V156H25ZM25 158H24V161L26 162ZM28 158H29V157H28V155H27V159H28ZM34 158H35V157H34ZM34 158H33V160H34ZM40 158H41V157H40ZM40 158L38 157V161L40 160ZM43 158H44V157H43ZM56 158H57V157H56ZM60 158H61V157H59V159H60ZM66 158H67V156H66ZM83 158H84V157H83ZM18 159H19V161H21L20 159H23V158H18ZM30 159H31V158H29L28 160L30 161ZM36 159H37V158H36ZM36 159H35V160H36ZM46 159H47V158H46ZM48 159H49V158H48ZM59 159H58V160H59ZM185 159H188V157L185 158ZM28 160H27V163H28ZM31 160H32V159H31ZM35 160H34V161H35ZM50 160H51V159H50ZM53 160H54V159H53ZM67 160H68V159H67ZM73 160H74L73 158L70 159V161H73ZM76 160H77V159H76ZM79 160H80V158H79ZM8 161H9V160H8ZM13 161H14V160H13ZM16 161H17V160H15V163H16ZM34 161H33V163H35ZM38 161H36V162H37V164L39 165L40 163H39ZM158 161H159V160H158ZM158 161H157V162H158ZM244 161H245V160H244ZM40 162H41V161H40ZM54 162H55V161H54ZM62 162H63V160H62ZM62 162H61V163L59 162V163L62 164ZM65 162H66V160H65ZM67 162H68V161H67ZM75 162H77V161H73V163H71V164H73L72 167H71L70 164H69L70 162L68 163L69 166L66 164L69 168H67L66 166H63L64 168H67V169L70 171V173L72 174V175H71L72 177L68 176V177L71 178L70 181H71V180L73 179V177L76 175L75 173H73L74 170H75V168L73 169L74 164H76ZM182 162H183V160H182ZM248 162H247V163H248ZM8 163H9V162H8ZM15 163H14V165H15ZM19 163H20V162H19ZM22 163H23V162H22ZM22 163H21V164H22ZM52 163H53V162H52ZM163 163H164V162H163ZM163 163H160V164H162V167L164 166ZM173 163H174V162H172V164H173ZM183 163H184V162H183ZM225 163H226V162H225ZM247 163H246V164H247ZM0 164H1V162H0ZM29 164H30V162H29ZM31 164H32V161H31ZM37 164H35V165L33 164L32 166H35V167L37 168V166H36ZM57 164H58V162H57ZM57 164L55 163L54 166L57 165ZM155 164H156V163H155ZM165 164H166V161H165ZM167 164H168V163H167ZM172 164H169V165H172ZM178 164H179V163H178ZM178 164H175V165L177 166ZM257 164H258V163H257ZM11 165H12V164H11ZM26 165H27V164H26ZM58 165H59V164H58ZM62 165H64V162H63ZM158 165H159V164H158ZM158 165H157V166H158ZM169 165H168V169H169ZM182 165H183V164H182ZM251 165H253V164H251ZM15 166H16V165H15ZM18 166H19V165H18ZM18 166H16V167H18ZM20 166H21V165H20ZM20 166H19V167H20ZM24 166H25V165H23L22 167H24ZM28 166H29V165H27V167H28ZM54 166H53V167H54ZM150 166H151V165H150ZM152 166H153V165H152ZM173 166H174V164H173ZM246 166H248V165H245V167H246ZM254 166L256 167V165H254ZM29 167H30V166H29ZM35 167H34V168H35ZM38 167H42V166L39 165ZM63 167H62V169H64ZM165 167H166V165H165ZM165 167H163V168H165ZM170 167H171V166H170ZM179 167H181V166H179ZM184 167H185V166H184ZM217 167H218V166H217ZM258 167H259V166H258ZM9 168H10V167H9ZM12 168H13V167H12ZM25 168H26V166H25ZM31 168H32V167H30L29 169H31ZM54 168H55V167H54ZM56 168H57V167H56ZM56 168H55V169H56ZM59 168H60V167H59ZM151 168H152V167H151ZM157 168H158V167H157ZM160 168H161V165H160ZM160 168H158L159 171H160ZM163 168H161V169H163ZM166 168H167V167H166ZM172 168H174V167H172ZM172 168L169 169V170L172 171V170H173ZM175 168L177 169V167H175ZM181 168H182V167H181ZM218 168H219V167H218ZM247 168H248V167H247ZM4 169H5V168H4ZM37 169L39 170V168H37ZM67 169H66V170H67ZM155 169H156V167H155ZM179 169H180V168H179ZM232 169H233V168H232ZM261 169H262V168H261ZM66 170H63V171H64L63 173H65V174H64L65 176H66V172H65ZM147 170H148V168H147ZM163 170H164V169H163ZM163 170H162V171H163ZM166 170H167V169H166ZM177 170H178V169H177ZM183 170L185 171L184 168H183ZM216 170H217V168H216ZM9 171H10V169H9ZM28 171H29V170L27 169V172H28ZM30 171H31V170H30ZM76 171H77V170H76ZM76 171H75V172H76ZM145 171H146V170H145ZM145 171H143V172L141 171V172H142L141 174L143 175V174L145 173ZM148 171H149V170H148ZM148 171H146V173H147ZM152 171H153V173L155 172L154 169H153ZM157 171H158V170H157ZM162 171H161V172H162ZM167 171H168V170H167ZM184 171H183V173H184ZM32 172H33V171H32ZM168 172H169V171H168ZM176 172H177V171H175V173H176ZM178 172H179V173H178ZM178 172H177V173L180 174V172H182V170H180V171H178ZM216 172H217V171H216ZM222 172H223V171H222ZM7 173H8V172H7ZM30 173H31V172H28L29 176H30ZM60 173H62V172H60ZM70 173L68 172L67 174L69 175ZM149 173H150V172H148V174H149ZM153 173H150V174H153ZM155 173H156V172H155ZM162 173H163V172H162ZM164 173H165V171H164ZM164 173H163V174H164ZM219 173H220V171H219ZM28 174H27V175H28ZM33 174H34V173H32L31 176H32ZM73 174H75V175H73ZM158 174H161V173L158 172ZM169 174H173V173L169 172ZM169 174H167V176H168ZM9 175H10V174H9ZM9 175H7V176H8V179H9V177H10ZM12 175H13V174H12ZM12 175H11V176H12ZM64 175H62V178L64 177ZM142 175H141V176H142ZM154 175H155V174H154ZM164 175H165V174H164ZM176 175H177V174H176ZM180 175H181V174H180ZM180 175H177V177L180 176ZM221 175H222V173H221ZM4 176H5V174H4ZM7 176H6V179H7ZM157 176H158V175H157ZM157 176H155L156 179H157ZM165 176H166V175H165ZM171 176H172V175H171ZM171 176H170V175L168 176V177H169V178H168V181H169V179H171V178H172V180H174L173 177H171ZM155 177H154V178H155ZM158 177H160V176H158ZM161 177H162V176H161ZM174 177H175V176H174ZM3 178H4V177H3ZM27 178H28V177H27ZM138 178H139V177H138ZM164 178H165V177H164ZM8 179H7V180H8ZM64 179H65V178L62 179V182H63L64 185H65ZM139 179H143V178L140 177ZM144 179H145V178H144ZM159 179H160V178H159ZM159 179H158V180H159ZM161 179H162V178H161ZM166 179H167V178H166ZM166 179H165V180H166ZM176 179H177V178H176ZM176 179H175V180H176ZM2 180H3V179H2ZM7 180H6V181H7ZM149 180H150V179L148 178V182H146L147 186H149L150 182H152L151 180H150V181H149ZM9 181H10V180H9ZM9 181H8V182H9ZM65 181H69V180H65ZM70 181H69V182H70ZM139 181H140V180H139ZM145 181H147V178L145 179ZM170 181H171V180H170ZM12 182H13V181H11V183H12ZM16 182H17V180H16ZM69 182H67V184H69ZM155 182H157V180H156ZM5 183H6V182H5ZM11 183H10V184H11ZM142 183H143V182H141V181L138 182V184H139L138 186H140V188L138 187L139 190H140V191L142 190V192H147V190H148L149 188L146 186L145 183H144V184H142ZM152 183H154V180H153ZM152 183H151V184H152ZM19 184H20V183H15V180H14V184H13L14 189L11 187L16 193H17V191H20V189H22V188L20 187L21 185L19 186ZM140 184H141V185H140ZM155 184H156V183H155ZM7 185H9V183H8ZM87 187H88V186H87ZM89 187H90V186H89ZM147 188H148V189H147ZM152 188H153V186H152ZM152 188L150 187V189H152ZM150 189H149V191H150ZM153 189H156V185L154 186ZM149 191H148V192H149ZM157 191H158V189H157ZM142 192H141V193H142ZM148 192H147V194H148ZM150 193H151V191H150ZM142 194H145V193H142ZM145 195H146V194H145ZM148 195H149V194H148ZM148 195H146V196L148 197ZM141 196H142V195H141ZM142 198L146 199L145 196L142 197ZM153 200H154V199H153ZM155 202H157V200H156ZM247 207H248V206H247ZM250 207H251V206L249 205V208H250ZM115 208H116V207H115ZM243 208H244V207H243ZM245 208H246V206H245ZM116 209H119V207L116 208ZM120 209H121V208H120ZM120 209H119V210H120ZM119 210H118V211H119ZM243 210H244V211H241V213H242V212H245V209H243ZM114 211H115V210H114ZM246 211H247V210H246ZM250 211H252V210H250ZM120 212H123L122 209L120 210ZM239 212H240V211H239ZM248 212H249V211H248ZM252 212H253V211H252ZM99 213H101V212H99ZM112 213H113V212H112ZM127 213H128V212H127ZM241 213H240V214H241ZM246 213H247V212H246ZM106 214H107V213H106ZM117 214H118V212H117ZM124 214H125V213H124ZM124 214H121L122 217H123ZM238 214H239V213H237V215H238ZM251 214H253V213H251ZM101 215H102V214H101ZM104 215H105V214H104ZM115 215H116V214L114 213L113 216H115ZM127 215H128V214H127ZM235 215H236V213L233 214V216H235ZM241 215L244 217V215H246V214L243 213V214H241ZM247 215H248V219H247V217H244V218L247 219L246 222H247V221L250 222V220H251L252 218H249V217H250L251 215L249 216L248 213H247ZM118 216L121 218L120 213L118 214ZM125 216H126V215H125ZM101 217L104 218L103 216H101ZM101 217H100V218H101ZM105 217H107V216H105ZM115 217H116V216H115ZM235 217H236V216H235ZM235 217L232 218L234 221H235V219H234ZM238 217H239V216H238ZM238 217H236V218H238ZM243 217H242V218H243ZM100 218H99V219H100ZM112 218H113V217H112ZM120 218H119V219H120ZM161 218H162V216H161ZM240 218H241V216H240ZM242 218H241V220L243 221L244 219H242ZM99 219H98V220H99ZM105 219H107V218H105ZM114 219H115V218H114ZM162 219H163V218H162ZM94 220H95V219H94ZM103 221L105 222V220H103ZM106 221H108V219H107ZM123 221H124V220H123ZM160 221H161V220H160ZM234 221H233V223H235L234 225H236L237 222H236V221L234 222ZM238 221H239V219H238ZM252 221H253V219H252ZM252 221H251V222H252ZM96 222H97V221H96ZM104 222H103V223H104ZM109 222H110V225H112V224L114 225V223L111 222V219H110ZM115 222H117V221H115ZM239 222H240V221H239ZM97 223L99 224V222H97ZM100 223H101V219H100ZM106 223H108V222H106ZM111 223H112V224H111ZM126 223H127V222H126ZM129 223H130V222H129ZM146 223H148V222H146ZM158 223H159V222H158ZM158 223H157V224H158ZM162 223H163V220H162ZM162 223H161V225H162ZM244 223H245V222H244ZM93 224H94V223H93ZM98 224H97V226H98ZM118 224H122V223L119 222ZM124 224H125V223H124ZM151 224H153V223H151ZM151 224H149V225H151ZM157 224H156V227L158 226ZM237 224H239V223H237ZM241 224H243V223L241 222ZM245 224H246V223H245ZM89 225H90V224H89ZM94 225L96 226V223H95ZM99 225H100V224H99ZM102 225H103V224H102ZM144 225H145V224H144ZM182 225H183V224H182ZM247 225H248V223H247ZM251 225H252V223H250L249 226H251ZM253 225L255 226L254 222H253ZM253 225H252V226H253ZM104 226H105V224H104ZM108 226H109V225H108ZM118 226H119V225H118ZM118 226L115 225V227H118ZM130 226H131V225H130ZM130 226H129V227H130ZM137 226H138V225H137ZM137 226H135L134 229L137 228ZM142 226H143V225H142ZM142 226L140 225L141 228H142ZM153 226H155V225H153ZM184 226H185V225H184ZM237 226H238V225H237ZM242 226H244V225H242ZM254 226H253V227H254ZM256 226H257V225H256ZM93 227H94V226H92V228H93ZM110 227H111V226H110ZM110 227L108 228L109 231H110ZM112 227H113V226H112ZM123 227H124V226H123ZM129 227H128V229H129ZM138 227H139V226H138ZM140 227H139V229H141ZM149 227H150V226H149ZM156 227H154L153 229H155ZM158 227H159V226H158ZM239 227H241V226L239 225ZM94 228H95V227H94ZM98 228H99V227H98ZM100 228H101V230H99V231H94V230L92 229L93 231H92L91 234H90V231H89V233L87 232V234H88V238H89V239H88V238H86V239L89 240V244H90V245L88 246V248H87L86 250L88 251V250H91V249H95V248H96V249L98 250V252H101V253H102V251H107V252L109 251V252L111 253V255L113 254V255L115 256V258H116V257L119 258L118 255H119L120 253L122 254V258H123L124 254H126L125 252H127V248H128V246H130L129 243L131 244L132 242L135 241V242H134V245H135V244H136V241H137V243H138V241L141 242V239L139 240V238L142 237V236H145V233H146V230L143 229V230L139 231L138 228H137V229H135V230H128V229H127V230L129 231V233H130V232H132V233H130V234H125L126 232L128 233V231L125 232V231H123L124 229H122L121 231L125 232L124 235H122V236L125 237V238H124V239H122L123 237H122V238H119V239L117 238V240H116V238H114V239L112 240L111 236L114 234V232H113L112 235L110 236V233L108 234V231H106V230H102V229H103L102 227H100ZM100 228H99V229H100ZM105 228H106V227H105ZM105 228H104V229H105ZM121 228H122L121 225H120V228H119V229L116 228V229L119 230V233H122V232H120V229H121ZM143 228H144V227H143ZM145 228H147V226H145ZM159 228H160V227H159ZM232 228H234V226L230 228V231H231ZM249 228H251V227H248L247 229L249 230ZM255 228H256V227H255ZM95 229H96V228H95ZM106 229H107V228H106ZM114 229H115V228H114ZM114 229H113V230H114ZM116 229H115V230H116ZM131 229H132V228H131ZM148 229H149V228H148ZM153 229L151 228L152 231H153ZM157 229H158V228H157ZM157 229H155V230H157ZM234 229H236V227H235ZM238 229H240V228H238ZM238 229H237V230H238ZM243 229H244L245 231H247L245 228H243ZM118 230H117V231H118ZM155 230H154V231H155ZM237 230H236V231H237ZM241 230H242V229H241ZM251 230H252V231H255L256 229L253 230V228H252ZM251 230L247 231V233L249 232V234H250ZM82 232H83V230H82ZM111 232H112V231H111ZM139 232H140V233H139ZM232 232H233V234L235 233V235H236L238 231H237V232L232 231ZM239 232H240V231H239ZM239 232H238V233H239ZM150 233H151V231L149 232V234H150ZM241 233H242V232H241ZM241 233H239V234H241ZM243 233L246 234V232H243ZM252 233H253V232H251V234H252ZM80 234H81V233H80ZM83 234H84V233H83ZM116 234H117V233H116ZM122 234H123V233H122ZM154 234H155V233H154ZM154 234H152V236H153ZM239 234H238V235H239ZM245 234H244V235H245ZM249 234H248V235H249ZM108 235H109L110 237H109ZM131 235H132V236H131ZM146 235H147V234H146ZM150 235H151V234H150ZM235 235H234V236H235ZM244 235H243V236H244ZM252 235H253V236L256 235V232H255V234H252ZM252 235H251V236H252ZM84 236H85V234H84ZM86 236H87V235H86ZM148 236H149V235H148ZM152 236H151V237H152ZM236 236H237V235H236ZM240 236H242V235H240ZM112 237H114V236H112ZM116 237H117V236H116ZM257 237H258V236H257ZM146 238H147V236H146ZM146 238H145V239H146ZM234 238H236V237H234ZM240 238H242V237H239V236H238V239H240ZM254 238H256V237H254ZM121 239H122V241H121ZM128 239H129L130 241H128ZM143 239H144V238H143ZM143 239H142V241H143ZM145 239H144V242L147 240V239H146V240H145ZM151 239H152V238H151ZM246 239H247V238H246ZM246 239H245V238H242V239H241V241L243 242V243H242L243 245H242V244H241V245H242L243 247L245 246V248H246V245H249V244H247V243H248V242H247L248 239H247V240H246ZM84 240H85V239H84ZM149 240H150V239H149ZM254 240H255V242L258 241V240H256V239H254ZM236 241H238V240H236ZM241 241H240V240L238 241L239 244H240ZM249 241H250V240H249ZM147 242H149V241L147 240ZM250 242L254 243L253 240H251ZM87 243H88V242H87ZM256 243H257V245H258L259 243L261 244V243H263V242H256ZM256 243H254V245H255ZM138 244H139V243H138ZM138 244H136V245L138 246ZM142 244H143V242H142ZM142 244L140 243L139 246H141ZM146 244L148 245L149 243H146ZM229 244H230V242H229ZM234 244H235L237 250H239V251L242 252L243 249H242V248H241L242 250L239 249V247H240L241 245L238 246L237 243H234ZM244 244H246V245H244ZM131 245L133 246V243H132ZM254 245H251L252 248H253ZM261 245H262V247L264 246L263 244H261ZM77 246H78V245H77ZM137 246H134V247H135V248H138ZM231 246H232V245H231ZM233 246H234V245H233ZM235 246H234V247H235ZM237 246H238V247H237ZM242 246H241V247H242ZM251 246H248V247L251 249ZM259 246H260V245H259ZM86 247H87V246H86ZM86 247H85V248H86ZM123 247H124V248H123ZM130 247H131V246H130ZM227 247H228V246H227ZM194 248H195V247H194ZM229 248H230V247H229ZM254 248H255V247H254ZM256 248H257V247H256ZM263 248H264V247H263ZM75 249H76V248H75ZM132 249H133V248H131V252L134 251V250H132ZM140 249L142 250V247H141V248L139 247V250H140ZM189 249H190V248H189ZM191 249L193 250V248H191ZM191 249H190V250H191ZM224 249H226V248H224ZM227 249H228V248H227ZM246 249H247V248H246ZM250 249H249V250H250ZM259 249H260V248H259ZM60 250H61V249H60ZM84 250H85V249H84ZM97 250H95V251H97ZM125 250H126V251H125ZM137 250H138V249H137ZM192 250H191V252H192ZM194 250H195V249H194ZM247 250H248V249H247ZM256 250H257V249H256ZM93 251H94V250H93ZM135 251H136V249H135ZM135 251H134V252H135ZM220 251H221V250H220ZM225 251H226V250H225ZM225 251H224V252H225ZM227 251H228V250H227ZM243 251H244V250H243ZM252 251H253V250H252ZM63 252H64V251H63ZM75 252H76V251H75ZM75 252H74V253H75ZM80 252H81V251H80ZM90 252H91V251H90ZM107 252H105V256H106ZM123 252H124V253H123ZM128 252H129V251H128ZM134 252H133V253H134ZM140 252H141V251H140ZM169 252H170V251H169ZM224 252H223V253L220 252V253H222L223 256H224ZM244 252H245V251H244ZM83 253H84V252H83ZM87 253H88V252H87ZM94 253H95V252H94ZM103 253H104V252H103ZM103 253H102V254H103ZM181 253H182V252H181ZM206 253H207V251H206ZM217 253H219V252H217ZM220 253H219L218 255H220ZM85 254H86V252H85ZM96 254H97V253H96ZM129 254H131V253H129ZM134 254H135V253H134ZM169 254H173V253L170 252ZM179 254H180V253H179ZM182 254H184V253H182ZM189 254H190V252H189ZM222 254H221V255H222ZM226 254H227V253H226ZM243 254H244V253H243ZM89 255H90V254H89ZM91 255H92V253H91ZM99 255H100V253H99ZM113 255H112V256H113ZM176 255H177V254H174V257H175L174 259H177L178 257H180L179 255H178V256H176ZM187 255H188V254H186V256H185V254H184V256H185L184 259H185V261L189 262V261H191L192 259L190 258V255H188L190 259L187 257ZM196 255H197V253H196ZM209 255H210V253H209ZM218 255L216 254V258H217V259L220 257V256L218 257ZM238 255H239V254H238ZM248 255H249V254H248ZM101 256H102V255H101ZM109 256H110V255H109ZM109 256H107V257H109ZM112 256H110V257H112ZM126 256H127V255H126ZM126 256H124V257H126ZM128 256L131 257L130 255H128ZM169 256H170V255H169ZM169 256H168V258H169V259H170V258L172 259V257H169ZM171 256H172V255H171ZM181 256H183V255H181ZM184 256H183V257H184ZM223 256H222V257H223ZM239 256H240V258L243 257L242 255H239ZM239 256H238V257H239ZM260 256H261V255H260ZM98 257H99V256H98ZM102 257H103V256H102ZM129 257H128V258H129ZM176 257H177V258H176ZM183 257H182V258H183ZM186 257H187L188 259H187ZM191 257H192V256H191ZM254 257H255V256H254ZM256 257H257V256H256ZM90 258H93V257L90 256ZM99 258H101V257H99ZM131 258H133V256H132ZM16 259H17V258H16ZM94 259H95V258H94ZM106 259H107V258H105L104 261H105ZM123 259H124V258H123ZM123 259H122V261L124 262V260L127 259V258H125L124 260H123ZM174 259H173V261H174ZM180 259H181V257H180ZM186 259H187V260H186ZM223 259H224V258H223ZM223 259H220V258H219V259H218V260H219V263L221 262V264H222ZM19 260H20V258L17 260V264H20V263H18V262H21V261H19ZM21 260H22V259H21ZM92 260H93V259H92ZM95 260H96V259H95ZM117 260H119V261H117ZM120 260H121V258L116 259L117 264H121V263H119ZM127 260H128V259H127ZM132 260H133V259H130V260H129L130 262L127 261V262H125V263H126V264H133L134 262H133ZM188 260H189V261H188ZM214 260H216V259H214ZM220 260H221V261H220ZM14 261H15V260L13 259L12 262H14ZM122 261H121V262H122ZM125 261H126V260H125ZM131 261H132L133 263H132ZM134 261H135V260H134ZM173 261L171 260V264H172ZM175 261H176V260H175ZM175 261H174V262H175ZM177 261H178L179 264H181L180 261H182V264H183V259L180 260V261H179V259H177ZM263 261H264V260H263ZM98 262H99V261H98ZM101 262H102V261H101ZM215 262H216V261H215ZM10 263H11V262H10ZM103 263H104V262H103ZM135 263H136V262H135ZM135 263H134V264H135ZM169 263H170V260H169ZM184 263H185V262H184ZM189 263H190V262H189ZM191 263H192V262H191ZM191 263H190V264H191ZM217 263H218V262H216V264H217ZM255 263H256V261H255ZM260 263H261V262H260ZM14 264H15V263H14ZM95 264H96V263H95ZM100 264H101V263H100ZM115 264H116V262H115ZM123 264H124V263H123ZM174 264H175V263H174ZM186 264H187V263H186ZM251 264H253V263H251Z\"/></svg>", "mask_w": 264, "mask_h": 264}]
</instances>
